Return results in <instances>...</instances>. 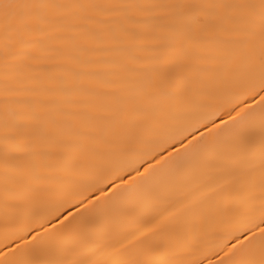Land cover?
Returning <instances> with one entry per match:
<instances>
[{
    "label": "snow or ice",
    "instance_id": "6c2138e0",
    "mask_svg": "<svg viewBox=\"0 0 264 264\" xmlns=\"http://www.w3.org/2000/svg\"><path fill=\"white\" fill-rule=\"evenodd\" d=\"M0 264H264V0H0Z\"/></svg>",
    "mask_w": 264,
    "mask_h": 264
}]
</instances>
